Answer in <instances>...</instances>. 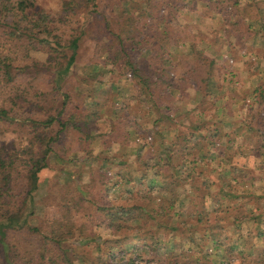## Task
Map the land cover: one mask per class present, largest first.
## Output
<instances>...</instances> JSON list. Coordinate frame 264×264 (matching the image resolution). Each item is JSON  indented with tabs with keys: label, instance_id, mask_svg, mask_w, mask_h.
Masks as SVG:
<instances>
[{
	"label": "trees",
	"instance_id": "trees-1",
	"mask_svg": "<svg viewBox=\"0 0 264 264\" xmlns=\"http://www.w3.org/2000/svg\"><path fill=\"white\" fill-rule=\"evenodd\" d=\"M175 1L133 0L130 6L124 0L114 9L112 4L100 7L97 0H59L58 10L51 13L37 0H0V126H10L17 138L24 140L20 146L18 142L17 146L0 142V264H74L75 258L84 264H113L107 256L110 248L142 242L155 252L161 237L174 233L178 239L161 254L158 264H208L210 260L200 252L203 244L207 240L216 244L227 224L239 226L245 210L239 206L233 210L222 202L223 197L236 194L228 185L211 192L193 173L180 169L186 154L194 156L198 150L202 156L209 153L211 148H206L205 140L217 141L221 135L218 128L211 135L200 134L195 141L187 134L179 144L176 135L167 144L159 142L155 148L150 144L147 154L135 152L138 178L119 179L125 184L122 200L110 198L113 175L98 164V160L112 159L106 148L112 141L125 144L135 133V121L128 114L142 111L137 100L140 94L148 99L164 97L167 87H177L174 67L156 63L154 54L156 49L176 43L178 28H185L173 21ZM210 1L224 20L228 12L238 10L247 19L259 14L260 29L256 31L264 42V0H245L242 4L238 0ZM142 25L145 32L140 34L137 31ZM230 27L246 28L237 18ZM83 38L92 41L91 46L84 45L85 54H81ZM143 47L153 51L148 60L140 54ZM30 50L42 51L45 56L38 59L29 54ZM76 61L91 64L95 76L74 72L71 66ZM105 65L109 66V80L114 68L118 74L128 70L138 77L140 85L130 93L134 102L125 98L117 102L112 84L100 78ZM197 73L203 72L198 69ZM209 74L207 69L202 79ZM244 102L261 107L251 112L249 132L242 139V145L250 144L252 150L258 141L259 122L264 120L258 115L259 111L264 114V85L257 84ZM246 108L252 109L250 105ZM225 136L226 141L232 140L228 132ZM95 138L103 148L91 154ZM157 138L158 133H154L153 139ZM209 146L220 153L219 144ZM50 154L56 161L48 160ZM72 155L79 160L63 170L69 178L60 181L57 172L48 176L40 196L43 214L35 223L29 222L39 170L50 163L58 166L71 161ZM150 155L156 160L147 162L145 156ZM92 157L96 162L89 160ZM237 175L231 174L229 181ZM184 185L189 191L179 220L176 194ZM206 195L212 199L210 209L208 202L205 204ZM243 195L264 207V202L260 203L264 192L249 190ZM262 208L256 216L263 213ZM92 220L107 235L94 233ZM195 233L202 242L197 252L182 247L173 251L182 240L194 242ZM89 241H95L99 250L101 244L105 249L92 257L76 251L77 245ZM262 253L263 246L253 244L251 257L256 264L263 263Z\"/></svg>",
	"mask_w": 264,
	"mask_h": 264
},
{
	"label": "crops",
	"instance_id": "crops-1",
	"mask_svg": "<svg viewBox=\"0 0 264 264\" xmlns=\"http://www.w3.org/2000/svg\"><path fill=\"white\" fill-rule=\"evenodd\" d=\"M193 1L196 0H182L177 8L185 10ZM238 1L239 4H242L245 0ZM205 3L204 1V4ZM196 13L200 19L204 17L205 19H209L211 16L216 15L215 12L204 13L203 11H197ZM188 15L190 16L191 14ZM227 15V19L224 20L221 14L222 25L220 33L222 36L220 41L222 44L224 43L226 51L235 59L234 72L237 78L235 86L229 85L227 88H223L225 86L220 84V81L218 82L222 66L219 60V54L222 48L216 45L219 43V38H216L214 34L210 37H204V34L207 35V33L211 31V28H209V31H206L205 28L201 30L198 28L199 26H196L188 30L191 27L190 25H194L195 22L193 23L186 19L182 21L184 18L180 20L177 15V24L185 25L186 29L184 30L183 28V31L187 33H177L176 43L170 44L164 50L158 51L156 49L154 52L158 57L156 63L163 66L174 67L177 74V87H167L165 90V94L167 95H164V97L156 95L154 98L148 99L143 94H140L137 100L139 99L140 101L139 107L142 111H139L140 113L128 114V116L135 121V133L137 127L140 125L147 126L153 133H158V138L155 140V144L152 145L154 148L159 142L167 144V142L176 135L177 141L180 144L183 135L191 134V141H195L199 138L200 134L208 133L211 135L219 129L221 135L217 141H214L215 139L213 138H206L205 140L206 148H211L209 153L202 156V152L198 150L194 156L186 154V159L183 160V163L181 162L182 165L180 164L181 170L184 169L186 172L193 173V177L196 178L202 177L200 173L196 174L198 171L194 168L200 160H238L239 157L247 154L245 152L246 150L250 151V144L247 146L242 145L244 140L243 137L249 132L248 130L250 128L248 125L249 120L246 121L248 118H244L243 114H246V112L250 114L252 110L249 111L244 106L243 101L250 98L251 90H253L257 84L261 83L264 85V42L261 35L256 31L260 29V19L257 18L259 14L251 15L249 19L239 10L235 13L228 12ZM235 18L240 22L243 21L246 28L244 29L243 27L240 30L231 28L230 22ZM216 28L219 27L216 26ZM229 30L232 33H230ZM152 53V49L149 50L147 47H143L140 51L141 56L145 58L148 56L150 57ZM149 57L145 60H148ZM256 60L258 62L255 64L254 62ZM82 64L86 65V67L91 66V64L83 62ZM105 66L109 67L108 65ZM198 69L203 72L201 75H198ZM207 69L210 70L211 74L203 80V75ZM116 72L117 69L114 68L113 79L109 80L108 83L113 84L114 78L116 79L120 75ZM130 76L128 79L131 81L132 86L129 92L125 94L124 101H128L129 99L132 103L135 100L133 96H130V93H133L134 89L140 85V82L136 75L130 74ZM166 96H171L173 98L171 103L170 101L165 102L167 101ZM122 99L123 98H120V100ZM144 108L146 110H144ZM238 113L242 116L241 119L238 118ZM259 124L258 132L264 131V123L259 122ZM225 132H228L229 136H232L231 141H226ZM135 133L128 136L125 144L112 141L110 145L106 147L107 152L113 156L112 159L110 161L98 160V164L105 169L112 166L113 162L117 163L120 160H124L122 164L127 163L126 157L121 156L117 158V160L115 159L119 156V151L128 147L130 143L132 147L135 146V140L138 139ZM94 141L97 143L98 149L103 148V144L98 138H95ZM212 144L220 145V153L209 146ZM255 145L254 151L257 154V159H261L260 154H262L261 152L264 153V144L257 141ZM117 149L119 150L117 151ZM213 153H215V155ZM193 157L194 159H191ZM106 172L108 174L111 173L113 176H123L121 171L116 174V172H110L106 169ZM240 177V175H237V177L231 180L236 182ZM137 178L138 176L129 177L131 180H136ZM121 179L125 181L127 178ZM204 184L207 185V189H211L208 183L205 182ZM188 191L189 187L186 188V185L177 188L176 204L179 209V213L177 214L179 220H182L183 217L181 207L186 205ZM210 191L213 192V190ZM123 198L124 194H121L118 199L122 200ZM206 198H208V195L205 197V204L208 201Z\"/></svg>",
	"mask_w": 264,
	"mask_h": 264
},
{
	"label": "rangeland",
	"instance_id": "rangeland-1",
	"mask_svg": "<svg viewBox=\"0 0 264 264\" xmlns=\"http://www.w3.org/2000/svg\"><path fill=\"white\" fill-rule=\"evenodd\" d=\"M124 0H97L98 4L100 7L105 8L106 6L109 7L110 4L116 8H120L122 6V2ZM127 1V0H126ZM133 0H128V4L131 3ZM172 0H167V2H171ZM174 1V0H173ZM204 1L206 2L204 4ZM178 4L182 2V0H176L175 1ZM191 2V1H190ZM38 5L46 9L47 11L54 13L58 10L59 8V0H37ZM209 4V5H208ZM132 4H130L131 6ZM197 11H203L204 13H212L215 12L216 15L211 16L209 19L202 18L200 19L197 15ZM136 12V9L133 11ZM194 13V14H193ZM214 13V14H215ZM188 14H191L190 16ZM177 15L178 18L181 20H190V22H195L194 25H190L191 27L188 30H191V28H194L196 26H199L201 30L205 28L206 31H209V28H211V31L207 33V35L204 34V37H210L213 34L215 35L216 38H219V43L218 47L222 48L221 53L219 54V60L221 61V72L219 74V80L220 84H223V88H227V86H235L237 83V78L235 77V59L234 57L226 51L224 48V43H221V33H220V28L222 25L221 22V11H218L216 8H214L213 3L209 0L207 3V0H196L193 1V3H190V5L185 8V10L181 8L175 9V18L173 19L174 22H177ZM183 15V16H181ZM186 16V17H185ZM137 26L141 25L140 21L136 22ZM218 26L219 28H216ZM186 28H184L185 30ZM219 29V31H218ZM138 33L142 34L145 32V27L144 25L141 26V30L138 29ZM181 34L183 32V28H179V31L177 33ZM209 34V35H208ZM84 45L91 46L92 41L89 38H83L82 44L80 45L82 48ZM86 51L85 48L82 49L81 54H85L84 52ZM29 54L32 55L33 57H36L38 59H42L45 54L42 51L39 50H30ZM230 56L232 58V62H227L224 57L225 56ZM258 61L256 60L254 63L256 64ZM72 70L77 73L81 74H88L91 76H95L96 70L94 68L86 67V65L82 64L80 61H76L72 64L71 66ZM102 74H100V78L103 80L105 84H108L109 82V67L104 66L101 68ZM132 74L130 71H125L121 72L120 75L113 81V88H114V96L118 100L120 98H124L126 93L129 92L131 88V81L128 79V77ZM174 74V72H173ZM218 75V74H217ZM221 75V76H220ZM131 77V76H130ZM221 79V80H220ZM117 80V81H116ZM167 97V96H166ZM165 100V99H164ZM167 101L165 102H172V99L168 98L166 99ZM0 101H1V94H0ZM88 102V100L86 101ZM246 102V101H245ZM243 101V104L245 107L251 106L252 112H256L260 106L254 103H249L248 105ZM261 109V107H260ZM144 110H146L144 108ZM244 118H248L246 121L249 120L250 114H243ZM259 116L264 118V114L262 111H259L258 113ZM247 116V117H246ZM241 115L238 113V118L241 119ZM260 118V119H262ZM264 123V120L261 121ZM203 132V131H202ZM199 134V133H198ZM154 133L147 128L145 125H140L137 127L136 134L135 136L138 137L137 140H135V146L132 147V144L130 143L128 147L123 148L122 150L119 151V156L116 157L115 160L119 157H126L127 163L124 164H117L116 162H113L112 166H109L105 169H108L110 172H116L119 173L120 171L122 172L123 176H111V181L114 183V188L109 189V194L110 198L117 199L119 196L124 194L125 190V184L123 181H118L120 178H129L130 176L137 177L139 174L138 168L135 164L134 160V154L135 152L139 153H145L147 150V146L150 144H155V140L153 139ZM149 136V139L147 138ZM258 141L264 144V131L258 132ZM0 142H6L8 144L17 146V142L19 143L18 146L22 145L24 143V140L18 139L15 132H13L10 129V126H7L6 124H1L0 126ZM7 144V145H8ZM147 144V145H146ZM6 145V146H7ZM97 143L94 141V139L91 142V154H96L99 150L97 147ZM9 147V146H7ZM119 149H117L118 151ZM101 152V151H100ZM214 152V151H213ZM247 154H245L242 157H239L238 160H200L198 164L196 165V171L198 173L196 174H201L202 177H197V180H202V183H208L210 185L209 187L211 188L210 190H213V192L218 191L219 187L222 185L225 187L228 185V189H230L231 192L236 193L232 198H222L223 204L227 203L228 206H232L233 210L236 209L237 206L240 207V209L245 210L244 211V217L242 220L239 222V226L235 228L233 224H227L225 227V231L220 234V239L218 242H212L210 240H207L204 244L203 247L201 248L200 252L205 254V258L209 259L210 261L208 264H256L251 257V251H252V246L254 245H262L263 246V253H262V258H263V263L264 264V207L262 206L258 207L253 201L252 197H247L243 195L247 191H252L255 193L258 192H264V153L261 152V159H257V154L255 153L254 149H250V151L246 150L245 151ZM71 155V153H69ZM215 155V153H213ZM218 154V153H217ZM76 157H73L71 161L67 162H61L56 166L57 164H51L48 167H43L39 170V184L38 187L34 190V204H33V210L31 215L28 217V221L31 223H35L39 216L43 214L42 209L43 206L40 203V196L44 193L45 191V186L47 185V179L49 178L53 172H57V178L60 181H65L69 178L68 174L64 172L63 170L68 169L75 164H77L73 160H79L78 158L75 159ZM189 159V158H188ZM48 160L51 162H54L52 160H55V158L52 157V154L49 155ZM89 160L92 161V163L96 162V157H92ZM145 160L147 162H153L155 157L150 156H145ZM190 160V159H189ZM149 165V163H147ZM61 166L62 168H60ZM59 167L60 169H58ZM104 168V167H103ZM149 168V167H148ZM151 168V167H150ZM231 174H238L241 177L239 178L238 181H229V176ZM86 173L83 172V178H85ZM137 175V176H136ZM227 182V183H226ZM230 182V185H229ZM233 182V183H232ZM221 188V187H220ZM177 200V199H176ZM208 200L207 202V207L210 209L212 199L208 196L206 198ZM264 199L260 201L261 204H263ZM262 208L263 213L260 214L259 216H256V213L259 209ZM242 210V211H243ZM91 229L94 233H99L101 236L107 235V231L105 229H102L101 226H95V222L93 220L91 221ZM139 231V229H138ZM137 231V232H138ZM178 239V233L174 234H167L160 239V243L157 246L156 251H152L149 249V247L145 244L141 243H136L133 244L132 246H135L137 249V252L141 255L142 258H144L146 261H149L150 264H158L157 261H159L161 254L164 252H167V250L171 247L172 248V243ZM79 242H84L83 240ZM202 243L201 239H199V236L197 233H195V241L194 242H189L186 240H182L181 245L178 247L173 248V251L178 252L179 249L182 248H191L195 252L198 251L199 244ZM96 242L95 241H89L86 244H81L77 245L76 251L78 253H83L85 255H90L91 257L95 254L101 253L105 247L101 244V249L99 250L95 246ZM130 246V245H129ZM128 245L126 247L122 248H128ZM118 247H112L108 251V259L111 261L113 264H133L130 262V260H116L114 259L111 255L110 252L112 250L117 249ZM210 248V249H208ZM74 264H84L83 261H81L79 258L74 259ZM177 264V262L175 263Z\"/></svg>",
	"mask_w": 264,
	"mask_h": 264
},
{
	"label": "built area",
	"instance_id": "built-area-1",
	"mask_svg": "<svg viewBox=\"0 0 264 264\" xmlns=\"http://www.w3.org/2000/svg\"><path fill=\"white\" fill-rule=\"evenodd\" d=\"M224 59L227 62H232V58L230 56L226 55ZM147 138L149 139V136H147ZM110 255L116 260H130V262L133 264H150L149 261H146L141 257L135 246H129L128 248H117L112 250Z\"/></svg>",
	"mask_w": 264,
	"mask_h": 264
}]
</instances>
